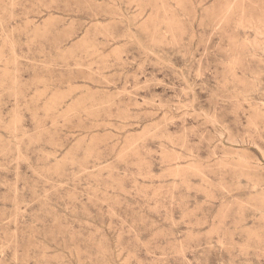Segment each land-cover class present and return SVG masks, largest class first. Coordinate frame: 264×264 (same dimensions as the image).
I'll use <instances>...</instances> for the list:
<instances>
[{
    "label": "rangeland",
    "instance_id": "374dc122",
    "mask_svg": "<svg viewBox=\"0 0 264 264\" xmlns=\"http://www.w3.org/2000/svg\"><path fill=\"white\" fill-rule=\"evenodd\" d=\"M0 264H264V0H0Z\"/></svg>",
    "mask_w": 264,
    "mask_h": 264
},
{
    "label": "bare ground",
    "instance_id": "6f19581e",
    "mask_svg": "<svg viewBox=\"0 0 264 264\" xmlns=\"http://www.w3.org/2000/svg\"><path fill=\"white\" fill-rule=\"evenodd\" d=\"M14 51V50H13ZM221 245H222V243H221Z\"/></svg>",
    "mask_w": 264,
    "mask_h": 264
}]
</instances>
